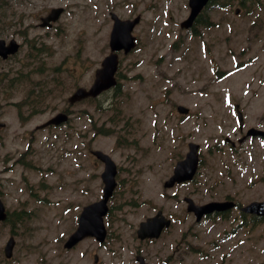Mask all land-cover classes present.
Wrapping results in <instances>:
<instances>
[{
  "label": "rangeland",
  "instance_id": "obj_1",
  "mask_svg": "<svg viewBox=\"0 0 264 264\" xmlns=\"http://www.w3.org/2000/svg\"><path fill=\"white\" fill-rule=\"evenodd\" d=\"M261 2L247 8L239 0L227 7L212 4L203 16L212 25L197 24L193 34L180 26L190 12L188 0H13L20 14L55 6H63L65 13L52 29H40L29 18L23 22L32 26L27 40L40 34L34 52L41 53L38 64L47 79L45 94L50 92L40 112L22 124L17 104L25 98L23 89H14L8 100L0 96V122L5 123L0 192L10 214L24 211L0 225V264H94L95 253L97 264H135L137 254L154 264H264V220L244 224L232 210L227 220L215 215L197 223L184 201L186 196L198 203L264 200V141L251 137L234 149L221 144L226 137L239 141L251 127L264 128ZM112 13L124 20L142 17L133 31L137 48L120 54V92L77 105L78 114H86L69 125L37 131L67 108L66 99L78 86L92 84L109 54ZM181 37V47L173 48ZM27 53L26 47L15 61ZM217 72L227 76L219 80ZM235 103L241 106L244 131ZM179 104L191 109L189 120L176 113ZM87 114L89 120L78 118ZM94 127L116 134L106 138ZM190 141L202 149L198 176L164 188ZM91 149L109 153L119 166L110 235L106 247L90 238L67 250L64 242L75 226L76 208L99 198L103 189V166L95 163ZM160 209L173 218L172 227L159 239L141 242L136 237L140 221ZM11 235L16 247L7 260L4 247Z\"/></svg>",
  "mask_w": 264,
  "mask_h": 264
},
{
  "label": "water",
  "instance_id": "obj_2",
  "mask_svg": "<svg viewBox=\"0 0 264 264\" xmlns=\"http://www.w3.org/2000/svg\"><path fill=\"white\" fill-rule=\"evenodd\" d=\"M207 2L208 0H190L192 13L190 18L183 23L184 27H190L192 25L194 19L197 17V15ZM62 12V8L53 9L52 13L48 16V19L55 20L59 18ZM113 19L115 20V24L111 37L112 50L114 51L124 49L125 52L128 53L136 45L135 37L132 35V31L135 25L140 21V17L138 16L133 21H122L116 15L113 14ZM117 65L118 57L116 54H112L106 57L102 62V67L96 71L95 81L92 87L89 90H86L85 88H79L76 93L70 98V102L74 103L89 96L95 97L99 93L113 87L116 84L115 72L117 69ZM180 111L187 112V110L184 108H180ZM60 121L61 116L54 119V122L56 123ZM196 148L197 146L191 145V153L195 151ZM94 154L101 160H103L106 164L105 172L102 175L103 180L106 183L104 188V199L84 209L80 218V225L78 230L70 237L69 241L66 243V247L69 248L75 245L80 239H82L86 235H95L101 241H103L106 236V230L104 228L102 220H98L95 216L97 215V213L102 215L107 211V200L112 195V192L116 186L115 175L117 173V169L115 163L111 160L108 155L100 151H95ZM194 170L195 167L193 166L191 167V172L178 171L177 177L179 180L191 178L194 173ZM173 181L166 183V186H172ZM188 202V210L194 211L197 215H203L204 213H209L216 209H219L218 204L216 203L200 207L196 206L191 200H188ZM249 209L258 213H264V203L254 204ZM5 218V208L0 200V220H4ZM165 223H167V225L169 224L168 222L162 220L143 225L140 230V237L143 239L146 237H158L161 234ZM14 244V239L11 238L6 246L7 257H11ZM138 260L141 261L140 264H147L145 263L143 258H138Z\"/></svg>",
  "mask_w": 264,
  "mask_h": 264
},
{
  "label": "flooded vegetation",
  "instance_id": "obj_3",
  "mask_svg": "<svg viewBox=\"0 0 264 264\" xmlns=\"http://www.w3.org/2000/svg\"><path fill=\"white\" fill-rule=\"evenodd\" d=\"M30 3V1L27 2L28 5H30ZM2 9H4L7 14L5 19H3L0 23V39H4L7 44L10 43L13 39L19 41L18 36H20V33H27L31 28L24 26L14 30V26L16 24L18 26L20 25V22L18 21L20 17L22 18V21L26 17H29L38 21L40 24L42 18L44 17V11L42 10L40 14H38V12L34 10H31L29 12L24 11L20 14L17 11L16 4H13V0L7 1L6 5L0 0V11ZM10 16L14 19H11ZM23 42H20V50L21 48L23 49L26 45H28V41L26 38L23 39ZM16 56L18 57V54H16L15 56L10 55L7 59L0 58V96L3 100H8L12 96L14 89L23 86L26 83L39 84V81L42 82V78L38 73H35V71L23 66L26 64L25 62H16L15 60H13L14 58H16ZM28 65L30 66L31 63H28Z\"/></svg>",
  "mask_w": 264,
  "mask_h": 264
},
{
  "label": "trees",
  "instance_id": "obj_4",
  "mask_svg": "<svg viewBox=\"0 0 264 264\" xmlns=\"http://www.w3.org/2000/svg\"><path fill=\"white\" fill-rule=\"evenodd\" d=\"M249 1H250V2H253V3H255V2L258 1L259 4H262L259 0H241V4L245 6V5L247 4V2H249ZM200 18H201V17H200Z\"/></svg>",
  "mask_w": 264,
  "mask_h": 264
}]
</instances>
